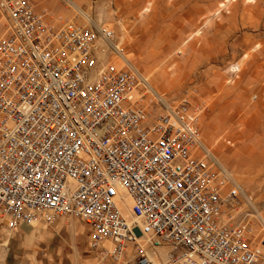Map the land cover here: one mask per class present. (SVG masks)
Segmentation results:
<instances>
[{
    "label": "built area",
    "instance_id": "1",
    "mask_svg": "<svg viewBox=\"0 0 264 264\" xmlns=\"http://www.w3.org/2000/svg\"><path fill=\"white\" fill-rule=\"evenodd\" d=\"M0 7L9 228L70 214L89 226L92 248L107 242L110 264L127 244L135 264H264V238L229 223L247 197L205 151L200 104L166 106L137 69L112 61L123 47L111 28L87 17L50 24L30 0Z\"/></svg>",
    "mask_w": 264,
    "mask_h": 264
},
{
    "label": "rangeland",
    "instance_id": "2",
    "mask_svg": "<svg viewBox=\"0 0 264 264\" xmlns=\"http://www.w3.org/2000/svg\"><path fill=\"white\" fill-rule=\"evenodd\" d=\"M71 1L113 30L131 67L166 103L187 98L201 105L202 144L247 197L229 223L252 224L258 243L264 238L256 217L257 211L264 217V0ZM30 2L53 25L84 18L69 0ZM6 232L0 226V250Z\"/></svg>",
    "mask_w": 264,
    "mask_h": 264
},
{
    "label": "crops",
    "instance_id": "3",
    "mask_svg": "<svg viewBox=\"0 0 264 264\" xmlns=\"http://www.w3.org/2000/svg\"><path fill=\"white\" fill-rule=\"evenodd\" d=\"M0 226L7 229L0 264H110L104 252L107 242L92 248L89 226L73 215L60 216L51 224L39 219L13 228L0 216ZM120 264H135L132 250H125Z\"/></svg>",
    "mask_w": 264,
    "mask_h": 264
},
{
    "label": "bare ground",
    "instance_id": "4",
    "mask_svg": "<svg viewBox=\"0 0 264 264\" xmlns=\"http://www.w3.org/2000/svg\"><path fill=\"white\" fill-rule=\"evenodd\" d=\"M69 2H70L71 5L73 6V8H74L75 10H77L78 13H80V15H81L82 17H84V18L87 17L86 13H85L82 9H80V8L78 7L77 4H75V3H74L73 1H71V0H69ZM117 58H119V62H120L121 64H122V63H126V64H128V65L131 66V63L129 62V59L127 58V56H126L125 53H118ZM116 60H117V59H115V62H116ZM120 60H121V61H120ZM117 61H118V60H117ZM116 63H117V62H116ZM145 84H147L148 86L150 85L146 78H145ZM150 88L154 90V88H152L151 85H150ZM154 91H155V90H154ZM163 103H164L166 106L169 105V104L166 103L165 101H163ZM203 146H204L205 149H206L205 151H206L208 154L212 155V153H211V151H210V148H208V147L205 146L204 144H203ZM212 157L215 158L213 155H212ZM256 217H257V219L260 221V223H261V225H262V227H263V229H264V217H263V216L260 214V212H258V211L256 212Z\"/></svg>",
    "mask_w": 264,
    "mask_h": 264
}]
</instances>
